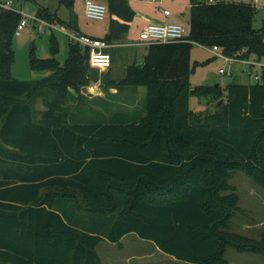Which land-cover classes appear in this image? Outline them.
Returning a JSON list of instances; mask_svg holds the SVG:
<instances>
[{
    "label": "trees",
    "instance_id": "16d2710c",
    "mask_svg": "<svg viewBox=\"0 0 264 264\" xmlns=\"http://www.w3.org/2000/svg\"><path fill=\"white\" fill-rule=\"evenodd\" d=\"M190 1L186 41L149 45L115 87H143V108L87 123L72 111L82 107L76 92L100 79L88 50L70 41L61 64L51 37V57L31 58L45 76L16 80L13 41L23 15L0 9V264H103L99 244L129 234L190 264H229L230 247L264 256V238L225 231L241 212L235 175L243 170L264 188V68L260 83L190 84L195 44L263 61L264 25L254 28L252 4ZM74 4L61 0L69 22L49 9L37 17L83 35ZM105 4L103 39L119 45L136 12L128 0ZM38 97L44 110L36 117ZM192 97L222 103L198 117Z\"/></svg>",
    "mask_w": 264,
    "mask_h": 264
},
{
    "label": "rangeland",
    "instance_id": "374dc122",
    "mask_svg": "<svg viewBox=\"0 0 264 264\" xmlns=\"http://www.w3.org/2000/svg\"><path fill=\"white\" fill-rule=\"evenodd\" d=\"M12 2V7L23 15L24 19L28 20V25L21 31L19 36L14 37L13 47L15 51V63L12 68V77L21 81H33L42 79L45 76L43 72H34L31 69V58L46 59L51 57L50 39L55 37L59 44V54L57 59L61 64H64L69 54V43L72 41L69 29L64 31L60 23L54 21V28H49L39 21H35L39 9H49L51 13L57 16L64 22H69L71 19L70 11L63 5L61 0H0V2ZM105 4L106 0H98ZM229 0L237 4H252L256 8V13L253 18V26L255 29H261L264 25V0ZM164 2V0H163ZM190 0H166L168 4L165 6L142 3L143 7H151L155 12H162V10H169L172 16L166 23H172L182 26L190 32ZM147 4V5H146ZM84 1L75 0L74 11L78 20V25L83 34L94 36L96 38H105L109 32V24L111 17L107 14L105 21L90 20L84 13ZM38 18V17H37ZM40 19V18H39ZM42 20V19H41ZM48 22V21H47ZM49 23V22H48ZM140 24L134 23L131 26L129 34L119 44L110 48L112 57V66L109 70H96L100 74L98 81H91L81 93L76 92L81 102V108H74L72 115L86 116L87 119H80L79 122H103L105 116H122L129 113L131 110L140 111L143 108L145 89L143 87L137 88L133 91L128 88L116 89L119 83H124L128 68L133 64H141L147 54L148 44L140 42ZM191 62L195 65L194 73L191 75V87L206 86L221 84L225 89L232 83L251 84L254 83V74L249 75L247 70L250 66L242 63H226L223 59L215 56L212 48L203 47L195 44L191 51ZM225 68L226 73L221 74L220 69ZM255 69V68H253ZM246 70V71H245ZM245 71V72H244ZM96 86V87H94ZM105 100L108 104H102L99 100ZM222 103V99L215 101L214 99L198 100L192 97L190 100L191 109L198 117L205 116L208 112H214L218 104ZM33 110L36 117H39L44 110L41 98L38 97L32 102ZM78 109V110H77ZM200 114V116L198 115ZM138 115H144V111L139 112ZM103 119V120H102ZM106 119V118H105ZM109 123L110 119L107 118ZM237 188V193L240 196V210H244L232 219L230 225L225 229L227 232L241 233L242 235L251 236V232H243L244 223L254 224L264 218L263 214L254 216L245 210H264V188L257 185L247 174L241 170L231 181ZM259 219V220H257ZM256 233V232H253ZM137 236L135 234L128 235L126 244H119L120 247H113L111 251L103 254L106 264H113V255L128 256L135 255L137 257L155 253V245L151 242L139 243L134 241ZM130 241V242H128ZM148 248H147V247ZM116 248V249H114ZM103 253V252H102ZM146 253V254H145ZM160 254L159 252H157ZM241 254L231 247L226 253V259L233 261L235 255ZM243 256H251L252 253H243ZM249 254V255H247ZM239 256V255H237ZM103 263V262H102ZM246 264V263H245Z\"/></svg>",
    "mask_w": 264,
    "mask_h": 264
},
{
    "label": "built area",
    "instance_id": "2783aa9c",
    "mask_svg": "<svg viewBox=\"0 0 264 264\" xmlns=\"http://www.w3.org/2000/svg\"><path fill=\"white\" fill-rule=\"evenodd\" d=\"M84 13L85 16L90 20L105 21V18L108 14V8L106 4H102L97 0H83ZM147 3L162 5L163 0H142ZM209 4H215L217 2H228L229 0H203ZM258 3L256 0L255 2ZM0 9L3 10H15L12 7V2H0ZM17 11V10H16ZM166 16H170L171 13L168 10L164 11ZM35 21L41 22L43 25L49 26V28H54L55 25L48 23L45 20L39 18H34ZM28 25L27 19H22L19 24L16 36L21 34V31ZM66 32V28H63ZM188 32L185 28L180 25L172 23H149L146 27L140 32V42L143 44H170L186 41ZM73 42L79 43L89 52V65L92 69L97 70H109L112 66V57L108 50L115 45L105 41L102 38H96L88 35H79L71 33L70 35ZM212 52L215 56L223 59L226 63H242L250 66L247 72L249 75L254 74V83H260L262 79V70L264 68V60L258 61L255 56H252L251 59H239L238 57L227 56L222 52L218 47H213ZM255 68V69H253ZM221 74H225V68L220 69ZM96 87V86H94Z\"/></svg>",
    "mask_w": 264,
    "mask_h": 264
},
{
    "label": "crops",
    "instance_id": "0c3cea01",
    "mask_svg": "<svg viewBox=\"0 0 264 264\" xmlns=\"http://www.w3.org/2000/svg\"><path fill=\"white\" fill-rule=\"evenodd\" d=\"M128 1L130 2L132 8L136 12V17L134 19L133 25H134L135 22L137 24H140V26H141L140 27V32L149 23H166V21H169V18L172 16V14L170 16H166L164 14V11L166 9L162 10V8H160L162 12H157L156 13L155 12L156 10H154L155 8L154 9L152 8L153 6H151V7H143V6H141L142 3L144 2L142 0H128ZM144 3H147V2H144ZM164 3H166V0H164L163 4ZM147 4L154 5L155 7L157 5V4H152V3H147ZM165 5H168V4H164L163 6H165ZM88 36H90V35H88ZM92 37H94V36H92ZM242 211H244V210H242ZM245 211L251 213L254 216H259L260 214L264 215V210H245ZM70 213H72L75 216H79V214H81V212H79L78 210H75V211L74 210H70ZM257 220H259V219H257ZM241 230H242V233L243 232H251V236L245 235L247 237L255 238V239H258V240L264 238V218L261 217V220L257 221L254 224H249V223L245 224L244 223V227ZM253 232H256V233H253ZM127 237H128V235H126L122 239V241H121L122 244H126L127 243V242L124 243L126 241ZM137 237L135 238L134 241H137L139 243H142L140 241L151 242V241L144 240V239H141V238L138 237V239H140V241H139L137 239ZM128 242H130V241H128ZM151 243H153V242H151ZM123 246L120 247L119 244L111 243V242H108V241H103L97 247V253H98L100 259L102 260L103 264H106V260H108V259L105 260V258L102 255L106 254L108 251L110 252L113 247L123 248ZM155 247H156L155 248L156 249L155 253H151V254H147V255H144V253H143V255L139 256V257H137L135 255H131V256L128 255L126 257L125 256L116 257V256L113 255V259H114L113 264H190V263L179 261L175 257L161 252L157 248L156 245H155ZM114 249H116V248H114ZM157 252H159L160 254H158ZM237 255H239V256H237ZM237 255H235V257L233 258V261H229L227 259L229 264H245V263L246 264H264V256L251 254L252 257L251 256H247L246 257V256H243L244 255L243 253L237 254ZM247 255H249V254H247Z\"/></svg>",
    "mask_w": 264,
    "mask_h": 264
},
{
    "label": "water",
    "instance_id": "95a60500",
    "mask_svg": "<svg viewBox=\"0 0 264 264\" xmlns=\"http://www.w3.org/2000/svg\"><path fill=\"white\" fill-rule=\"evenodd\" d=\"M200 116V114H198Z\"/></svg>",
    "mask_w": 264,
    "mask_h": 264
}]
</instances>
